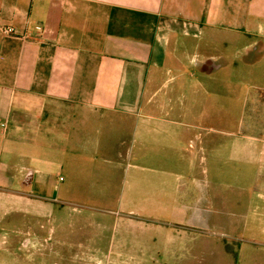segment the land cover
I'll list each match as a JSON object with an SVG mask.
<instances>
[{"label": "crops", "instance_id": "0c3cea01", "mask_svg": "<svg viewBox=\"0 0 264 264\" xmlns=\"http://www.w3.org/2000/svg\"><path fill=\"white\" fill-rule=\"evenodd\" d=\"M0 25L27 35L0 36V264H241L221 235L264 241V133L195 110L216 34L264 40V0H0ZM44 223L84 263H4Z\"/></svg>", "mask_w": 264, "mask_h": 264}, {"label": "rangeland", "instance_id": "374dc122", "mask_svg": "<svg viewBox=\"0 0 264 264\" xmlns=\"http://www.w3.org/2000/svg\"><path fill=\"white\" fill-rule=\"evenodd\" d=\"M218 41L215 53L214 69L208 75H198L205 83L196 97L195 110L201 118L215 119L216 129L222 132H232L236 136H247L264 133V40L254 37H243L229 33L218 32ZM225 41L226 44H220ZM122 175V174H121ZM63 176V175H62ZM92 188V184L86 187ZM122 187L120 188L121 191ZM97 190L96 188L94 191ZM264 192V190L262 191ZM51 196L52 189L46 193ZM117 204L114 205L116 208ZM73 205H70L71 210ZM85 215L97 217L100 205L90 203L84 207L76 206ZM73 210L70 211L72 213ZM45 222V220H42ZM90 219L88 221L89 238L94 237L97 226ZM50 224L44 223L40 229L42 242L41 252L34 251L33 243L24 242V249L13 248L4 263H84L76 261L79 248L73 242L61 241L59 235L49 233ZM228 232V231H227ZM5 248L11 247L15 235L9 231H2ZM224 243L239 254L236 263L253 264L264 263V241L259 236L221 235ZM15 243V242H14ZM221 246V242H213ZM38 246V243H34ZM90 246V245H89ZM51 248V250H50ZM241 250L238 252V250ZM50 251L53 255L50 258ZM92 251V250H91ZM4 252V251H3ZM56 253V254H55ZM96 258L97 252H90ZM236 254V255H237ZM213 258V253H211ZM219 257V251L216 252ZM6 258V257H5ZM89 264H170V263H91ZM214 264L212 260L207 263Z\"/></svg>", "mask_w": 264, "mask_h": 264}, {"label": "built area", "instance_id": "2783aa9c", "mask_svg": "<svg viewBox=\"0 0 264 264\" xmlns=\"http://www.w3.org/2000/svg\"><path fill=\"white\" fill-rule=\"evenodd\" d=\"M0 36L2 37H18L21 39H27V35L24 33H19L17 29L10 25H0ZM0 128L4 129L5 124H0Z\"/></svg>", "mask_w": 264, "mask_h": 264}]
</instances>
